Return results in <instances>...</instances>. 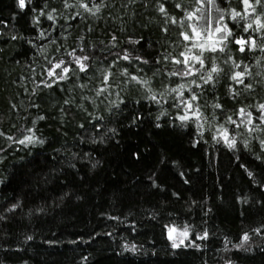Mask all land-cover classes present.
Segmentation results:
<instances>
[{
    "label": "trees",
    "instance_id": "1",
    "mask_svg": "<svg viewBox=\"0 0 264 264\" xmlns=\"http://www.w3.org/2000/svg\"><path fill=\"white\" fill-rule=\"evenodd\" d=\"M249 3L0 0V264H264V0ZM201 7L207 24L189 19ZM192 25L230 35L185 41Z\"/></svg>",
    "mask_w": 264,
    "mask_h": 264
},
{
    "label": "snow or ice",
    "instance_id": "2",
    "mask_svg": "<svg viewBox=\"0 0 264 264\" xmlns=\"http://www.w3.org/2000/svg\"><path fill=\"white\" fill-rule=\"evenodd\" d=\"M29 2H30V0H29ZM201 2H203V0H201ZM208 2H209V3H214V0H208ZM242 2H243V4H244V6H245V10H247V9L250 8V7H252V5L249 3V0H242ZM256 2H257V3H260V0H256ZM18 7L21 8V9H23V8L25 7V0H18ZM161 11L163 12L164 9L161 8ZM198 11L201 12V14H202L201 16H196V13L193 12V13H190V14H189V19H192L193 17H195V18L198 19V20H199V19H204L205 22H206V24H207V23L209 22V17H205V16H203L204 8L201 7V8L198 9ZM217 11H219V9H217ZM253 11H255L254 8H253ZM237 17H239L241 20L246 19V16H245V15H242L241 13H239V12H235V11H234V12L232 13V18H233V19H236ZM51 18H52V17L49 16V19H51ZM253 23H255V24L257 25V30H259L260 28H264V24L261 23V21L259 20V18L255 19V20L253 21ZM250 28H252V23H249V24L247 25V27H246L244 30L247 31V30L250 29ZM191 31H192V33H193L192 36H189L188 33H184V34H183V36H184V40H185V41L195 40V39H197L198 37H200L201 34H203L207 39H210V38H211V34H212V32L214 31L215 33H225V34H226V35L221 39V41H219L220 43H222V42H223V39H226V36H227V35H230V33L227 32V27H226V26H224L223 28H221V27H216V28L213 30V29H211V28H209V27H206V26H203V25H202V26H201V29L198 31L196 25H192V26H191ZM236 43H237L238 45L241 46V47H240V51H244V45H245V44H249L250 47H255V46H256V45H255V41H254V40H251V39L248 40V41H245V40H243V39L236 40ZM193 48H200V49L204 50V49H205V44H204V43H194V44H193ZM207 50H209V51H216L217 49H216L215 46H211V47L207 48ZM220 50L223 51V48H220ZM189 51H191V49H189ZM181 55H184V53H181ZM84 59H87V57H85ZM123 59L127 60V59H129V56L126 54V55L123 57ZM192 59H193V60H196L197 62H199V63H201V64H203V60L201 59V56H193ZM76 62H77L78 64L81 65V70H84V65H83L82 61L80 60V58H77V59H76ZM176 63H177V64H181V63H183V64H185V65H188V64H189V60H188V58H185L183 61H181V60H176ZM62 65H63V61H61L60 63L56 64V65H55V68L59 69V68L62 67ZM237 67H239V65H237ZM67 71H68V69H67L66 67H64V68H63V72L66 73ZM217 71H218V69H217L216 67H213V68L211 69V71L208 73V76H207L205 82L207 83V82L211 81V79H212V73H213V72H217ZM173 74L175 75V74H178V73H173ZM179 74L189 75V74H191V72H190V70H186V71H183L182 73H179ZM49 75H50V76H56L57 79H64V76H63V75H57L56 72H55V70L50 71V72H49ZM243 75H244L243 72H237V73H235V75H234L232 78H233L234 80H238V82H241V83H242L243 81L240 80L239 78L242 77ZM133 79H135V77H134ZM145 83H146V82H145ZM181 87H183V85H181ZM173 91H176V89H173ZM181 95H182V93H181ZM151 99L155 100L156 97H155V96H152ZM195 99H196V97H195V95H193L191 101H184V102H183V103L185 104V112H186V114H185V115H182V116L179 117V119H180L182 122H183V121H186V120H189V119L192 118V117H190L189 115H187V112L190 111V110H192V107H193V105H192V101H194ZM217 107H219V105H217ZM260 107H261V109H264V105H261ZM240 114H241V115H244V114H245L243 109L240 110ZM195 115H196V112H193V116H195ZM248 115L250 116L251 114L249 113ZM229 119L231 120V118H229ZM262 119H264V117H262ZM231 122H232V123H235V121H231ZM29 131H31V130H29ZM0 135H3V133H0ZM222 136H223V139L225 140V142L228 143V146H229V147H235V139H234V138L229 139V137H228V135H227V130H226V129H222ZM9 139H12V138L9 137ZM17 142H18L19 144H21V145L43 143V141H41V140H39L37 137H35V134H34V133H33L32 135H26L23 139H21V140H19V141H17ZM249 175H251V173H249ZM14 207H15V206H14ZM174 231H175V228H169V229H168V232H169V239L173 240V247H179V245L175 243V238H174L173 235H172V233H173ZM180 235H181V236H184V237H186V236L188 235V229H187V227H185L184 231L181 232ZM206 237H207V233L205 232V233H204V236L201 237V239L206 238ZM29 239H31V237H29ZM248 239H249L248 235L245 234L244 237H243V240H244V241H247ZM182 242H183V241H181V243H182ZM242 246H243L242 244H241V245H237V247H242ZM131 250H132V251H135V247L133 246Z\"/></svg>",
    "mask_w": 264,
    "mask_h": 264
},
{
    "label": "rangeland",
    "instance_id": "3",
    "mask_svg": "<svg viewBox=\"0 0 264 264\" xmlns=\"http://www.w3.org/2000/svg\"><path fill=\"white\" fill-rule=\"evenodd\" d=\"M181 232H182V231H177V230H175V231L172 233L173 237L175 238V242L183 241V240L185 239L184 236H181V235H180ZM168 235H169V233H168Z\"/></svg>",
    "mask_w": 264,
    "mask_h": 264
}]
</instances>
